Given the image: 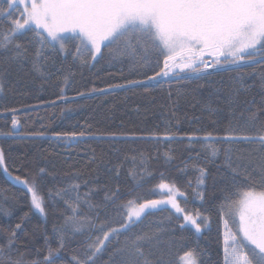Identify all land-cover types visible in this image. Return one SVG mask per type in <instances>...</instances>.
<instances>
[{
	"label": "snow or ice",
	"instance_id": "snow-or-ice-1",
	"mask_svg": "<svg viewBox=\"0 0 264 264\" xmlns=\"http://www.w3.org/2000/svg\"><path fill=\"white\" fill-rule=\"evenodd\" d=\"M0 22V92L13 70L29 65L31 73L44 79L63 73L62 81H58V98L64 100L73 73L64 68V59L57 67L56 57L70 54L74 62L93 65L104 58L105 49L112 60L127 58L132 70H144L145 78L105 89L93 87L90 94H104L114 87L143 86L147 90L151 82L163 84L172 78L201 79L222 72L237 73L228 80L221 79L216 88L224 93L229 118L227 134L190 133L179 139H187L190 147L197 142L204 145L208 163L217 169L212 174L207 167L197 166L199 175L193 191L201 202L205 201L210 179L213 195L220 194L219 219L225 227L222 264H264V0H0ZM161 63L160 71L147 75ZM177 68L179 72L174 71ZM252 76L257 79L248 83L246 77ZM18 125L13 116L11 128L0 135H19ZM77 135L83 138L85 134L56 133L55 137L76 139ZM109 138L118 137L111 133ZM130 138L161 139L155 133L148 137L132 134ZM162 139L177 137L165 134ZM241 144L250 147H234ZM221 154L223 159L217 164ZM129 159L133 165L127 177L141 187L152 173H145L143 158L137 171L136 156L126 155L123 160L117 157L106 161L104 182H99L98 171L93 181H84L87 191L82 194V185L76 182L50 190L49 197L54 202L62 201L65 208L59 211L54 204L56 221L51 233L46 226L41 233L44 245L35 247L38 229L31 234L25 232V213L14 227L0 228V264H171L167 257L174 241L164 238L169 230L162 223L145 227V218L154 211L167 210V205L177 218L183 216L181 229L191 225L199 234L210 227V217L188 213L177 199L186 193L163 181L156 187L167 189L165 199H125L118 181ZM166 159L170 162L174 156L166 155ZM0 167L27 190L31 209L46 217L48 209L39 185L46 170L39 168L31 179L27 173L23 178L11 176L3 149ZM113 181L117 182L115 186ZM101 193L99 199H92ZM82 205L87 211H82ZM22 232L32 239L18 243ZM77 235L86 236L83 254L73 255L66 262L62 252ZM52 240L56 247L51 246ZM33 249L34 258H26ZM200 255L196 248H188L179 257L180 264H202Z\"/></svg>",
	"mask_w": 264,
	"mask_h": 264
},
{
	"label": "trees",
	"instance_id": "trees-1",
	"mask_svg": "<svg viewBox=\"0 0 264 264\" xmlns=\"http://www.w3.org/2000/svg\"><path fill=\"white\" fill-rule=\"evenodd\" d=\"M69 47L72 48V45ZM61 59L65 60L64 68L71 69L73 73L63 94L64 100L58 98V81H62L63 73H55L53 69L55 74L44 79L31 73L29 65L20 71L13 70L7 77L4 91L0 92V132L11 128L13 116L19 121V135H0V149L4 151L8 172L11 176L22 178L27 173L31 179L39 168H44L46 171L39 185L40 194L45 197L48 209L46 217H41L31 209L27 190L0 167V228L14 227L27 213L23 220L24 230L31 234L34 229H38L34 244L35 247L43 246L44 238L41 233L45 226L47 232L51 233L52 224L56 221L52 212L54 204L59 211L65 208L62 201L54 202L49 197L50 190L55 191L76 182L82 185V194L87 191L83 187L84 181H93L98 171L101 173L99 182H104L107 175L104 172L106 161L116 160L117 157L123 160L126 155H135L136 170H140V160L143 158L145 173L151 172L152 175L146 176L143 185L137 187L127 177V171L133 165V161L129 159L118 181L125 199L139 197L142 201L144 198L158 199L166 196L167 189L160 190L156 187L163 181L175 184L180 191L186 193V196L177 199L188 213H201L211 220L210 227L197 234L189 226L184 229L179 227L183 223V216L177 218L170 206H164L167 210L154 211L145 218L143 226L162 223V227L169 230L164 238L174 241L167 257L171 264H180L179 257L188 248H196L201 252L202 264H222L225 228L219 219L220 194L216 192L213 195L210 179L207 189L209 195L205 201L201 202L193 191L197 187L199 175L197 166L207 167L212 174L217 169L215 165L208 163L204 145L197 142L190 147L187 139L181 140L179 137L190 133L203 136L205 132H211L214 136L227 134L229 118L223 103L224 93L216 88L221 79L228 80L237 73L222 72L201 79L172 78L170 82L163 84L151 82L147 90L143 86L114 87L104 94H90L93 87L105 89L110 85L126 84L129 80L144 79V70H132L127 58L112 60L108 49L104 50V58L93 65L74 62L69 54L66 58L56 57L57 67L60 66ZM160 67L162 63L148 70L147 75H154L160 71ZM256 79V76L246 77L248 83ZM81 92L85 95L79 96L78 93ZM11 109L18 111L13 113ZM173 112L175 116L172 115ZM73 132H83L85 135L83 138L77 135L76 139L55 137L56 133ZM111 133H116L118 138H109ZM153 133L161 139L130 138L132 134L148 137ZM165 134L177 139L163 140ZM234 147L247 149L250 146L241 144ZM166 155H172L174 159L169 162ZM222 159L221 154L216 163L219 164ZM116 183L113 181V186ZM91 186L90 183L89 187ZM102 195H94L92 199L97 200ZM81 207L82 211H87L86 206ZM31 239V235L25 236L22 232L18 243ZM85 239L86 236L73 237L72 243L62 252L66 262H70L73 255L83 254L82 242ZM51 246H57L55 240L51 241ZM21 251L24 249L21 248ZM34 254L33 249L26 258L32 259Z\"/></svg>",
	"mask_w": 264,
	"mask_h": 264
},
{
	"label": "rangeland",
	"instance_id": "rangeland-1",
	"mask_svg": "<svg viewBox=\"0 0 264 264\" xmlns=\"http://www.w3.org/2000/svg\"><path fill=\"white\" fill-rule=\"evenodd\" d=\"M206 59H207V57H206ZM174 71H176V72H179V69L177 68V69H174ZM185 75V73H180V76H184ZM166 198V196H162V197H159L158 199H165ZM165 206H167V205H165ZM182 216V215H181ZM187 226H189L190 228H192L191 227V225H187ZM231 226V225H230ZM225 228V227H224ZM193 229V228H192ZM194 230V229H193Z\"/></svg>",
	"mask_w": 264,
	"mask_h": 264
}]
</instances>
